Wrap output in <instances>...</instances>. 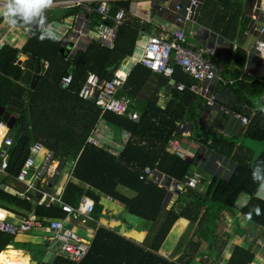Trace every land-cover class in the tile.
I'll return each mask as SVG.
<instances>
[{
  "label": "trees",
  "instance_id": "obj_1",
  "mask_svg": "<svg viewBox=\"0 0 264 264\" xmlns=\"http://www.w3.org/2000/svg\"><path fill=\"white\" fill-rule=\"evenodd\" d=\"M240 1L205 0L197 19L212 32L215 28L223 38L230 41L227 58L234 66L229 77L231 82L220 83L216 90L219 94H228L231 101L227 104L231 105V110L247 115L249 121L242 136L264 142V80H252L246 74V51L240 46L234 48L231 43L247 30L248 19L242 13ZM115 5L125 10V16L116 29L112 47L91 40L84 51L69 58L65 53L58 55L53 52L55 48L58 49L57 43L48 38L40 39L41 31H33L26 43L20 48H14L12 55L1 66L0 121L7 124L3 119L5 112L15 120L12 127L7 126L6 130L12 143L7 148V168L0 178V209L25 218L32 215L44 222L66 216L60 204L48 203V199L40 202V192L29 190L27 195H23L9 182L11 180L24 187L16 177L33 145L40 143L42 150L40 155H36L38 160L51 151L52 161L65 159L72 167L70 177L76 182L72 179L66 182L59 196L61 201L72 206H76L82 198L93 202V211L88 218L83 220L71 214L72 222L94 221L105 217L100 201L107 197L128 215L151 223V228L140 242L112 228L99 226L79 262L57 257L55 264H196V259L206 253L210 257L214 256L216 249L221 253L235 234L243 236V243L231 244L229 256L223 264H251L255 253L240 226L237 233L227 234L225 240L220 241V216L227 212L236 220L238 214H242L245 220L264 229V199L257 195L259 183L263 181H254L252 178L254 170L264 176V149L255 156L250 148L241 143L218 137L209 139L207 131H200L196 120L204 98L190 91L189 86L195 80L177 66H174L173 74L168 77L139 62L135 63L118 90L117 97L127 96L130 99L131 109L138 113L137 121L109 111L102 112L94 101L79 97L80 88L89 73H95L102 79H111L117 75L123 60L134 53L139 35L151 26L147 21L141 24L140 18L131 15L127 3L117 2ZM114 11L116 8L112 6L110 14L113 15ZM91 16L93 24L101 22L98 14ZM2 21L3 17L0 16V25ZM185 33L186 45L190 47L191 38L188 32ZM167 35L164 36L166 40L169 39ZM19 53L29 54L40 64L37 79L32 86L21 82L24 68L17 63ZM51 54L63 57L66 68L61 74L51 66L42 70V60L48 61L52 58ZM80 55L83 61L77 63L76 59ZM203 56L208 57L205 54ZM210 59L214 64L213 56ZM112 65L114 69L108 70ZM69 73L72 82L64 88L59 81ZM222 78L228 79L223 75ZM170 82L173 85L168 87ZM179 83L184 85L183 90L176 89L175 85ZM100 121L115 133L124 131L129 134V139L117 154L86 143L88 135ZM182 123L192 128V138L196 142L234 163L227 180L214 176L205 178L206 175H202V178H196L195 187L187 185L189 178L194 175L192 162L168 150L172 139L181 138L178 128ZM3 131L0 129V139ZM36 158L37 165L42 158L39 162H36ZM146 168L184 185L181 192L171 200L169 207L166 188L153 183L151 176L145 173ZM201 185L204 187L202 190L199 188ZM36 186L42 190L38 183ZM118 188L130 191L131 196H126ZM241 195H245L247 200L244 205L237 206L236 202ZM257 207L259 214L255 210ZM179 220L185 221L186 226L170 255H164L160 251L161 246ZM14 238V234L0 232V252ZM9 248L15 247L10 244ZM7 258L12 259L11 256ZM214 260L220 261L217 256Z\"/></svg>",
  "mask_w": 264,
  "mask_h": 264
},
{
  "label": "crops",
  "instance_id": "obj_2",
  "mask_svg": "<svg viewBox=\"0 0 264 264\" xmlns=\"http://www.w3.org/2000/svg\"><path fill=\"white\" fill-rule=\"evenodd\" d=\"M243 1H244L243 3L240 1L242 5V13L244 14L245 18L248 19L249 25H247V30L242 35H239L238 38L231 41V43L234 46V48L240 46L246 51V61L244 65V71L246 72V74L251 76L252 80L255 79L264 80V62L262 63L260 59L257 57V55L253 52L252 46L254 42L252 43L250 48L247 47L245 48L241 44L243 41H246L249 35L255 36L254 32L250 27L251 26L250 24L253 21V17L250 13V8L254 0H243ZM258 1L262 2V5H264V0H258ZM117 2L127 3L131 15L136 16L138 18H143L149 23V25H151L149 27V30L142 33V35L141 34L139 35L138 40L135 43L134 53L132 54V56L126 58L125 63L122 62V65L120 66L119 71L128 74L130 69L133 67V65L135 63H138L137 61L140 57L141 48L144 44L146 34L160 33L161 35L163 34L169 35L171 30L176 27V24L173 22L172 19L173 1L172 0H114L111 3L110 8H112L113 6V9L116 8L117 11L120 8V7L118 8L116 7L115 4ZM158 7L161 8V13L157 11ZM200 10L202 12V9H199L197 13V17L199 13L201 15ZM116 11H114V14L116 13ZM78 14H83V12L80 11L79 9L73 11L60 7H47L43 10L44 22L42 24H37L36 21L34 20L31 24L22 23V28L23 29L25 27L29 28L30 31L28 33V38L33 33V31L51 30L56 32L60 36V39L58 40L51 39L52 42L57 43L58 46V49L55 48L53 52H57L58 55H62L63 53H65L66 56L72 58L77 52L84 51L91 42V40H95L101 45H103L97 39V27L99 24H93L92 16H87V18H89L90 20V24L88 28L86 27V29L84 30L85 34L79 39V41L75 44V46H73L72 44V46L69 47V43L70 42L72 43V41H70L69 39L68 29L70 25L73 23L74 17ZM197 17L195 20L189 22L188 24L199 25L200 23L198 22ZM162 22L164 25L163 29L159 27L160 23ZM187 25L185 29L186 32H188L189 38L190 36H193L195 39L194 43L191 42L189 43L191 44L190 46L192 47L194 46L197 48L202 46L204 43L206 44L208 42L209 43L214 42L215 45V53L213 55L214 65L220 71L221 76L223 75L225 76V78H228L227 80H231V78L229 77L231 72L233 71L234 66L231 63L232 61H229L227 58V52L230 46V41L223 38V36H221L218 33L219 31H216L215 28H214V32H212L210 28L200 24L197 28V31L194 33L191 29L187 30ZM219 25L222 24L219 23ZM157 28L161 31H164V33L157 30ZM14 31H15L14 26L10 24L5 18H3V21L0 25V68L3 65V63H5V61L12 55L13 49L20 48L26 43L28 39L25 38L23 40L21 38L23 37L25 30L22 33L19 31L17 32ZM143 35H145V37L143 38V40H141ZM58 55L51 54L50 56L52 57L51 59H49L48 61L42 60L41 62L43 63L42 70L45 71L48 69L49 66H51V68L56 70L58 74H61V72L66 68V65L65 63H63L64 62L63 57H60ZM29 56H30L29 54L19 53L16 58L17 63L23 65L24 72L26 71V67L24 65V63H26V60L23 59L24 57L28 58ZM30 57L32 58V56ZM32 61L33 63L37 62L34 61L33 58ZM37 63L39 64V62ZM39 69H40V64H39ZM70 69L73 68L70 67ZM29 86H30V80H29ZM119 97H125L130 101V99L127 96H119ZM227 97L229 96L226 92L224 94L221 92L220 100L217 102L216 105L210 107L201 104L202 108L200 110L199 118L196 120V124L200 127L201 129L200 131L205 130L208 132V136L210 137L209 139H214L216 137H218L221 140H227V137L236 138L237 136L242 134V131L246 127L245 125H242L237 118L233 117L230 114L225 113V111L222 109V107L225 106L226 104L224 100ZM191 131L192 128L190 129V127L186 125L184 131L179 133L181 135V138L180 139L177 138V139L182 141L181 151H189L188 154H183V157L187 160H190V162H192L193 174L196 175V178H202L203 177L202 175H206L205 178L214 176V177H219L223 180H227L231 176V172L234 168V163L229 158H223L216 152L209 150L208 147L205 146L204 144L196 142L195 138H192L194 136H192ZM90 136H94L98 139V141L100 142L99 147L105 148L107 151L114 154H117L122 149L126 141L129 139V134L127 132L122 131L119 133H115L102 121L98 122L95 128L88 135V137ZM41 158H39V160L36 158V160L40 161ZM67 163L69 162H67L65 159L53 160L51 163V170L49 174L43 179L42 182H36L35 184L37 185L38 183L41 186V187L39 186V188H41L42 191L50 192L52 195L57 197L61 196L66 182L69 179H72L70 177V171L72 169L70 164L69 167L66 169V172L63 173V168ZM61 172L63 173L62 177L60 174ZM3 174L4 173L0 172V178H2ZM59 180H62L60 181V184H58ZM72 180L76 182L75 179ZM9 182L11 183L12 187H17L23 195H27V193H29L28 192L29 189H26V186L23 187L22 185L16 184L11 180H9ZM199 188L202 190L204 187L203 185H201V187L199 186ZM118 190L122 192V190L125 189L118 188ZM259 194H261V196H264V189H262V192L260 191ZM244 197L245 196L241 195L238 198V201L236 203L237 206H241ZM102 200H104L105 209L104 208L103 209L106 213L105 217L102 216L104 217V219H102L101 217L98 220H94V221L91 220L86 222H81V221L72 222V219L69 215L68 217L66 216L64 217L67 219L65 222L66 227L70 228L73 232H75V230H78V231H84L85 233L88 234L92 233L94 235L95 229L97 227L99 226H104L107 228H112L114 226L116 227L117 224L115 225L113 220L123 217V221L127 224V231L129 232V229L132 231L133 239L137 242L142 241L144 236L148 233L149 229L151 228V223L145 222L137 218L136 220H134L135 219L134 218L132 219V221H127L128 214L124 212L122 207L117 208V206L112 205L114 204V202L109 200V198L107 197L101 198V201ZM0 218H7L18 224L19 220L25 217L0 209ZM221 218L222 219L220 221V225L222 227L220 229V232L218 231L219 235L223 231H226V235L227 234L233 235L237 233L240 226L241 229H243L244 231V236L248 237L250 241L249 245L255 253L254 260L251 264H264V229L256 227L254 224L245 220L244 215L242 214H238V218L234 220L230 213L228 214L227 212H223L221 214ZM27 219H39V218L29 215ZM179 221H180V231H181V228L183 229L185 228L186 223L183 220H179ZM223 221L224 223L227 224V226L222 225ZM181 222H183V226L181 225ZM127 231H125L126 234ZM26 233L27 232L14 234L15 235L14 241L10 244H13V246L17 244L19 246L18 248L17 247L9 248L10 247L9 244L5 250L0 252L1 253L0 264L3 262L4 258L7 259V257L11 255V254L9 255L7 254L10 252L12 253V255H15L16 253L18 255L17 259H22L29 263H31V261L34 260L37 261V264H43L42 259L44 257L45 252H50L49 257H47L49 261L46 262V264H55V260L57 256H59V258H63V255H61L59 243L56 242L54 237L46 236L45 234L47 233L46 231H44L43 229H34L28 232L30 234L29 236H26ZM171 233H169V235ZM178 233L179 232H176L175 235H177ZM179 234H181V232ZM38 236L39 238L41 237V244L37 242L39 241V239L37 238ZM168 237L166 238V241ZM242 238L243 236H241L240 234H235L233 238L229 241V243L226 245V247L223 248L221 253H219L218 250L216 249V253H214V256L210 257L207 255H203V257L197 258L195 263L205 264L207 262V264H211L212 262H214L215 264H223L229 256L231 244L243 243ZM80 239L87 246L90 244V241L85 240L82 237H80ZM27 248H29V250H27ZM166 250L169 251L170 253L173 251L170 245L167 246ZM23 251H25V253H23ZM161 252L164 253L163 251ZM216 256L218 257V260H220L219 261L220 263L214 260Z\"/></svg>",
  "mask_w": 264,
  "mask_h": 264
},
{
  "label": "built area",
  "instance_id": "obj_3",
  "mask_svg": "<svg viewBox=\"0 0 264 264\" xmlns=\"http://www.w3.org/2000/svg\"><path fill=\"white\" fill-rule=\"evenodd\" d=\"M114 0H50L48 7H60L64 9L76 8L83 12L74 17L73 23L68 29V36L73 46L85 34L84 30L90 24L89 18L96 13L100 16L101 22L97 27V39L105 46L112 47L116 29L124 21L125 10L119 8L115 14H110V6ZM172 19L176 27L169 33V39L162 35L146 34L144 44L141 48V54L137 62L146 66L152 71L162 73L170 77L174 72V66L179 67L184 73L195 80V83L189 87L190 91L204 98L203 105L214 106L220 100V94L217 87L220 83L227 81L222 78L220 71L214 66L211 56L215 53V45L212 43H204L202 46L194 49L192 46L186 45V25L196 19L198 10L204 0H172ZM161 13V8H157ZM250 13L253 21L250 24L255 34L253 50L256 55L264 61V5L258 0H254L251 5ZM146 20L140 18L142 24ZM163 22L159 27L163 29ZM24 38H28L29 28H24ZM203 54L208 57H204ZM125 72H119L111 79H102L95 73H89L80 88L79 97L84 100H92L101 109L102 112L109 111L116 115L127 116L129 120L137 121L138 113L131 109L130 101L125 97H117L118 90L126 79ZM241 79V78H239ZM60 85L64 88L68 87L72 82V75L65 74L60 79ZM173 82L169 83L172 86ZM177 90H183L184 85L179 83L175 85ZM225 106L222 109L225 113L237 118L242 125L248 123L247 115L231 110L227 105L231 99L225 98ZM185 124H180L178 132H183ZM0 129L4 130L0 139V172H4L7 168V160L9 153L7 148L11 145L12 140L6 135L7 126L4 121H0ZM86 143H90L99 147L100 142L94 136L86 139ZM42 150L40 143H35L30 150L29 156L23 162V165L16 177L17 181L26 186V189L38 191L41 193L40 202L48 199V203L56 202L60 204L61 210L66 213V217L71 214L81 217L83 220L90 216L93 211V202L90 199L82 198L76 206L61 201L59 197L50 195V192L40 191L36 188V182H42L51 170L52 156L51 151L46 152L42 160L36 165V155ZM168 150L177 152L180 155L188 154L189 151H181V141L177 138L169 142ZM145 173L151 176V181L157 185L163 186L167 190V195H173L182 190L179 182L159 174L155 170L145 169ZM154 177V179L152 178ZM196 179L191 177L187 181V185L193 187ZM66 218L51 219L42 221L39 219L22 218L18 224L7 218H0V232L8 234L25 233L34 229H43L47 233L53 235L56 242L59 243L61 255L72 262H79L85 255L88 246L84 244L80 237L70 228L66 227ZM59 257V256H57ZM1 264H30L22 259L3 260Z\"/></svg>",
  "mask_w": 264,
  "mask_h": 264
},
{
  "label": "rangeland",
  "instance_id": "obj_4",
  "mask_svg": "<svg viewBox=\"0 0 264 264\" xmlns=\"http://www.w3.org/2000/svg\"><path fill=\"white\" fill-rule=\"evenodd\" d=\"M241 2L243 3L244 1L243 0H241ZM191 24H188L187 25V30H189V29H191L194 33L197 31V28H198V26L200 25H198V24H196V25H191ZM14 28H15V31L14 32H17V31H19V32H24V29L22 28V23L21 22H18L15 26H14ZM145 37V35H143L142 36V38H141V40H143V38ZM23 40L25 39L24 37H21ZM190 38H191V43H194V41H195V39H194V37L193 36H190ZM254 40H255V36H251V35H249L248 37H247V39H246V41H243L241 44H242V46H244L245 48L247 47V48H250V46L252 45V43L254 42ZM107 139V138H106ZM227 140H233V141H235V142H237L238 144H243L245 147H247V148H250L252 151H253V153H254V155L255 156H257L259 153H261L262 151H263V149H264V142H256V141H253V140H250V139H247V138H244L243 136H242V134L241 135H239V136H237L236 138H232V137H227ZM36 162H39V161H36ZM69 167V163H67L65 166H64V168H63V173H65L66 172V169ZM63 173L61 172L60 174H61V177L63 176ZM60 181H62V180H59L58 181V184H60ZM122 193L123 194H125L126 196H131V192L130 191H128V190H122ZM258 195H261V194H259L258 193ZM170 197H168V199H169ZM175 198V196L173 197V199ZM246 198L244 197L243 198V202L241 203V205H244L245 204V202H246ZM101 204L103 205V208L105 209V205H104V200H102L101 201ZM169 204H171V201L170 202H168L167 203V206L169 207ZM112 205H114V204H112ZM107 206H109V205H107ZM117 208H120V206L119 207H117ZM127 215V214H126ZM101 218V217H100ZM127 218H128V220L127 221H132V219H134L135 217H133V216H130V215H128L127 216ZM102 219H104V217H102ZM101 220V219H100ZM134 220H136V218L134 219ZM114 221V223H115V225L117 224V226L115 227H112V229H114L115 231H117L118 233H120V234H123V235H125V236H127V237H130V238H133L132 237V231L129 229V232L127 231V224L123 221V217H120L119 219H114L113 220ZM126 221V222H127ZM181 225L183 226V222H181ZM222 225H224V226H227V224L226 223H224V221L222 222ZM146 229H147V227H146ZM179 230V231H178ZM183 228H181V231H180V221H178V222H176V224L174 225V227L172 228V233L169 235V237H168V239H167V241L165 240L164 242H163V244H162V247H161V249H160V251H163L164 253V255H170V252L169 251H167L166 249H167V246L168 245H170L171 247H172V250L175 248V246H176V244L175 243H177L178 242V240H179V238H180V236H181V234H179L180 232L182 233L183 232ZM125 231H127V234H126V232ZM176 232H179L177 235H175V233ZM74 233H76L78 236H80V237H82L83 239H85V240H88V241H91V239H92V233H90V234H88V233H85L84 231H78V230H75V232ZM46 234V236H52L53 237V235L52 234H49V233H45ZM130 234V235H129ZM30 234L27 232L26 233V236H29ZM226 235V231H223V232H221L220 233V241H224L225 239H224V236ZM38 239H39V241H37V239H36V237H35V239H36V241L39 243V244H41V237L39 238V236L37 237ZM173 239V240H172ZM177 241V242H176ZM167 245V246H166ZM18 246L19 245H14V247L16 248H18ZM27 250H29V248H27ZM171 250V251H172ZM23 253H25V251H23ZM8 255L9 254H11L12 255V253L10 252V253H7ZM11 255H9V256H11ZM204 255H208V253H206V254H204ZM12 257V259H13V257H18L17 255H12L11 256ZM172 257H173V255L171 256V259H172Z\"/></svg>",
  "mask_w": 264,
  "mask_h": 264
},
{
  "label": "clouds",
  "instance_id": "obj_5",
  "mask_svg": "<svg viewBox=\"0 0 264 264\" xmlns=\"http://www.w3.org/2000/svg\"><path fill=\"white\" fill-rule=\"evenodd\" d=\"M49 4H50V0H0V16H3V18H5L13 26H15L18 22H21L23 24H31L34 20L36 21L37 24H42L44 22L43 10L47 8ZM39 38L40 39L48 38L52 40H58L60 39V36L56 32L48 30V31H41ZM252 49H253V46H252ZM260 61L262 63L264 62L261 59ZM191 177L196 179V175H193ZM252 178L254 181H263L262 183H259L260 188H259L258 193H260V191L262 192V189H264V176L258 175L257 172L254 170L252 173ZM181 186L183 189L184 185L181 184ZM195 186H196V183L193 187ZM180 192H177L173 195H168L167 197H170V198L166 200V202L168 201L170 202L173 199V197L179 194ZM258 196L264 199V196H261V195H258ZM245 198L247 199L246 196ZM255 210L257 214H259V208L257 207Z\"/></svg>",
  "mask_w": 264,
  "mask_h": 264
},
{
  "label": "water",
  "instance_id": "obj_6",
  "mask_svg": "<svg viewBox=\"0 0 264 264\" xmlns=\"http://www.w3.org/2000/svg\"><path fill=\"white\" fill-rule=\"evenodd\" d=\"M70 46H72L71 42L69 43V47ZM23 60H26V63H24V65L26 67V71L24 72V74L21 77V82H23L24 85H28L29 80H30V86H32L33 83L35 82V80L37 79V76H38L39 64L37 62L33 63L32 58L30 56L28 58L24 57ZM82 60H83V56L80 55L77 57L76 62L80 63ZM123 63H125V60H123ZM113 69H114V65H112L108 68V70H113ZM9 116L10 115L8 113H6L3 115V119L6 121L8 127H12V124H13L15 119L12 117H9ZM166 200H168V197H166ZM49 255H50V252H45L44 257L42 259L43 264H46V262L49 261V259H47V257H49ZM49 263H51V262H49ZM30 264H37V261L32 260Z\"/></svg>",
  "mask_w": 264,
  "mask_h": 264
}]
</instances>
